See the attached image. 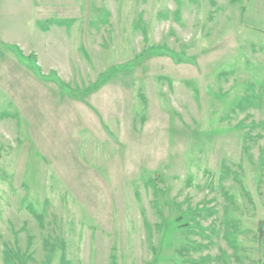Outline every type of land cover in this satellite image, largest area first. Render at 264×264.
I'll return each instance as SVG.
<instances>
[{
    "label": "rangeland",
    "instance_id": "374dc122",
    "mask_svg": "<svg viewBox=\"0 0 264 264\" xmlns=\"http://www.w3.org/2000/svg\"><path fill=\"white\" fill-rule=\"evenodd\" d=\"M73 2L0 26V264H264V0Z\"/></svg>",
    "mask_w": 264,
    "mask_h": 264
},
{
    "label": "crops",
    "instance_id": "0c3cea01",
    "mask_svg": "<svg viewBox=\"0 0 264 264\" xmlns=\"http://www.w3.org/2000/svg\"><path fill=\"white\" fill-rule=\"evenodd\" d=\"M50 3L51 4H49V6L45 10L46 12H48V9L62 11L65 10V12H56L55 14L42 15L41 0H0V5L2 6V10L0 12V19L4 18V20L0 22V26L3 27L1 28V31H7L10 29L6 27H18V31L23 32L25 35V38H19V40L39 44L41 50H48V52L56 54L57 57L61 56V53H57L58 50H61L65 53V58H67L70 55L63 50L64 44L65 42L67 43L68 41L75 39L72 27L75 23H78L79 25L80 19L78 17H74L72 13L74 7L73 0H51ZM27 29L30 30V33H27ZM59 34L61 37H57ZM53 38L56 39L52 40ZM55 42L56 44L58 42L60 43L58 49H56L57 47L52 48V46H55ZM44 43L48 44V46H46V44ZM29 46L30 44L27 46V48ZM10 47H12V49H15V47L13 46ZM82 47V45L79 46V52L83 51ZM70 50L73 51L72 46L70 47ZM22 58L24 59L22 60L23 64H25L30 69V71L36 75L37 78L45 79L47 81L53 79L52 77H50L53 75L54 80H58V78H60L59 83L64 89L62 90V92L68 93L73 98L82 100L84 98H88L90 95L97 92L96 90H98H90L92 89L91 87L96 84L92 85L90 88L84 91L81 89L73 90L66 83L62 84L64 81L61 80L60 76H58L59 74H44L39 67L40 64L38 65L34 61L36 60L35 58L34 60L32 59L34 63L31 61V58L27 59L25 56H22ZM51 71L54 73H58L57 70ZM33 82L37 83L38 81ZM103 83L104 82H102L101 85H104ZM80 93L82 94L80 95ZM107 132L110 135L113 133L109 130ZM104 135H106L105 132ZM112 137H114V135H112ZM112 145H116L115 140Z\"/></svg>",
    "mask_w": 264,
    "mask_h": 264
},
{
    "label": "trees",
    "instance_id": "16d2710c",
    "mask_svg": "<svg viewBox=\"0 0 264 264\" xmlns=\"http://www.w3.org/2000/svg\"><path fill=\"white\" fill-rule=\"evenodd\" d=\"M164 54H166V52H165V50H164ZM143 57V56H142ZM174 59L176 60V61H181L182 59L180 58V57H174ZM102 82H104V79H103V77H101V79L99 80V84L97 83L96 85H94L93 87H92V89H90L91 91H94V90H96V89H99L100 87H101V83ZM82 93H80V95H81ZM79 96V95H78Z\"/></svg>",
    "mask_w": 264,
    "mask_h": 264
}]
</instances>
